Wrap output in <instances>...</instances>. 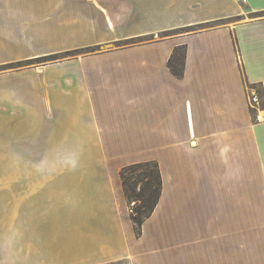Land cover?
<instances>
[{
  "label": "crops",
  "instance_id": "0c3cea01",
  "mask_svg": "<svg viewBox=\"0 0 264 264\" xmlns=\"http://www.w3.org/2000/svg\"><path fill=\"white\" fill-rule=\"evenodd\" d=\"M71 50L0 71V264H264V0H0V65Z\"/></svg>",
  "mask_w": 264,
  "mask_h": 264
},
{
  "label": "trees",
  "instance_id": "16d2710c",
  "mask_svg": "<svg viewBox=\"0 0 264 264\" xmlns=\"http://www.w3.org/2000/svg\"><path fill=\"white\" fill-rule=\"evenodd\" d=\"M183 47L178 46L174 49L167 64L170 71L179 77L182 75V64L177 66L176 61L177 55L183 50ZM56 55L58 54L54 53L38 59L47 60ZM119 177L124 196L130 205V218L135 234L140 236L143 221L150 216L160 198L162 179L159 165L154 160L135 162L120 168Z\"/></svg>",
  "mask_w": 264,
  "mask_h": 264
},
{
  "label": "rangeland",
  "instance_id": "374dc122",
  "mask_svg": "<svg viewBox=\"0 0 264 264\" xmlns=\"http://www.w3.org/2000/svg\"><path fill=\"white\" fill-rule=\"evenodd\" d=\"M207 27H210V26H208V25L200 26L201 29L202 28H207ZM197 28L198 27H191L189 29L183 30V32H189V31H192V30H197ZM200 28H198V29H200ZM182 52L183 51H181L177 55V61H176V63H177L176 65L177 66H180V64H182V57H181L182 56ZM75 54H78V53H74V51L71 50V51H68V52H64V53L58 54V55L54 56L53 58L47 59V60H39V59H37V60H29V61L17 60L15 62H12V63H9V64L0 65V71H4L5 72V71H10V70H16V69H18L20 67L24 68V67H30V66L32 68H34V69L39 71L38 68H40L43 64H45L47 62H53V61L58 62V61H61V60H64V59L71 58V57H73V55L75 56ZM50 77H51V75H50ZM246 87H247V90H248V93H247L248 100H249V97H250L251 93H255L258 96V98H259L258 106L263 104L264 100H263L261 92H260V87L257 86V85H249L248 83L246 84ZM67 92L69 93V91H67ZM64 93H65V91H64ZM52 98H53V102H54V99H55L54 96H52ZM247 103H248V101H247ZM129 207H130V205H129ZM106 264H130V263L120 259V260H117V261H114V262H111V263H106Z\"/></svg>",
  "mask_w": 264,
  "mask_h": 264
},
{
  "label": "built area",
  "instance_id": "2783aa9c",
  "mask_svg": "<svg viewBox=\"0 0 264 264\" xmlns=\"http://www.w3.org/2000/svg\"><path fill=\"white\" fill-rule=\"evenodd\" d=\"M259 102V98L255 93H251L249 100H248V105L250 107H257ZM257 105V106H256Z\"/></svg>",
  "mask_w": 264,
  "mask_h": 264
}]
</instances>
